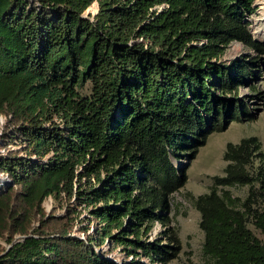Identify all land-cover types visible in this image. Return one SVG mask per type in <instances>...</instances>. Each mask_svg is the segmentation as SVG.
<instances>
[{
  "label": "trees",
  "instance_id": "obj_1",
  "mask_svg": "<svg viewBox=\"0 0 264 264\" xmlns=\"http://www.w3.org/2000/svg\"><path fill=\"white\" fill-rule=\"evenodd\" d=\"M92 1L96 11L82 16ZM252 2L0 0L2 134L17 145L0 153V236L9 243L0 264H143L137 256L164 264L176 256L165 214L185 174L172 160L250 117L235 89L251 59L216 58L231 40L264 53L244 18ZM221 159V174L189 195L203 264H264L260 142L226 141ZM232 185L245 193L232 194ZM47 195L85 208L89 231L69 233L71 203L62 217L45 213ZM154 221L165 226L149 239ZM104 241L119 262L96 250Z\"/></svg>",
  "mask_w": 264,
  "mask_h": 264
},
{
  "label": "rangeland",
  "instance_id": "obj_2",
  "mask_svg": "<svg viewBox=\"0 0 264 264\" xmlns=\"http://www.w3.org/2000/svg\"><path fill=\"white\" fill-rule=\"evenodd\" d=\"M83 11V16L90 17L96 9L90 10L88 7ZM253 11L244 16L247 20V28L250 34L256 40L264 44V36L262 32L255 29L254 22L261 14V5H264V0H253ZM264 28V25H263ZM237 58L251 59L250 73L244 77V81L240 83L235 89V96L241 102L246 113L250 116L248 118L241 117L239 120H230L225 123L223 129L211 131L207 134L204 142L200 144L192 157L181 156L184 162L185 180L183 184L170 194L167 202V222L166 226L175 230L179 241V250L175 257L167 260L164 264H203L204 258L200 252L201 230L197 226L198 212L191 204L189 195H195L207 189L210 182V175L221 174V167L223 160L221 159V151L226 141L235 142L241 136L255 135L264 154V53H259L252 48H248L239 41L231 40L223 47L220 55L216 58L224 64L230 63ZM228 96H233L232 94ZM54 118V117H53ZM55 119V118H54ZM207 123V122H205ZM7 122L4 121V116L0 114V153H5L7 150L16 149L17 145L8 139L6 134H2L4 126ZM5 142V147L1 145ZM173 163L174 160H172ZM1 176V175H0ZM232 194L242 196L245 193L246 185H232L228 186ZM68 200V202H67ZM71 197L67 199L65 195L61 198L47 195L42 200V206L45 213L52 211L53 214L62 217L68 212L66 203H71ZM70 205V204H69ZM75 206L74 210L77 217L69 229V233L84 236L78 226L86 225L89 231L92 221L87 220L86 209L80 205L76 206L71 203L70 206ZM158 221H154L148 234V238H153L157 235L163 226ZM248 227L260 239L263 236L251 224ZM19 235L14 233L12 239H16ZM3 235L0 236V250L3 251L8 247ZM96 250L100 252L103 257L119 262L121 260V253L117 247H112L108 242H102ZM132 256L128 255L124 260L130 259ZM134 258V257H132ZM143 264H163L159 262H149L144 257H136ZM130 264V263H129Z\"/></svg>",
  "mask_w": 264,
  "mask_h": 264
},
{
  "label": "bare ground",
  "instance_id": "obj_3",
  "mask_svg": "<svg viewBox=\"0 0 264 264\" xmlns=\"http://www.w3.org/2000/svg\"><path fill=\"white\" fill-rule=\"evenodd\" d=\"M94 4H92L91 6H93ZM261 14L260 16L256 19V21L254 22V25H255V29L256 30H259L260 32L261 29L263 30V34L262 36H264V28H263V25H264V5H261Z\"/></svg>",
  "mask_w": 264,
  "mask_h": 264
},
{
  "label": "water",
  "instance_id": "obj_4",
  "mask_svg": "<svg viewBox=\"0 0 264 264\" xmlns=\"http://www.w3.org/2000/svg\"><path fill=\"white\" fill-rule=\"evenodd\" d=\"M92 4H94V5H96V2L95 1H92L91 2ZM95 11H96V9H95ZM81 15L83 16V13H81ZM174 160V162L175 163H173L176 167H182V166H184V162H182V160L181 159H173Z\"/></svg>",
  "mask_w": 264,
  "mask_h": 264
}]
</instances>
